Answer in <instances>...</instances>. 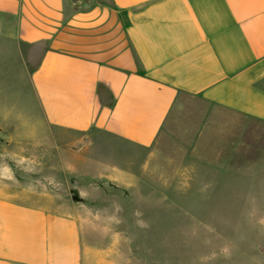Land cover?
Masks as SVG:
<instances>
[{"label":"crops","instance_id":"1","mask_svg":"<svg viewBox=\"0 0 264 264\" xmlns=\"http://www.w3.org/2000/svg\"><path fill=\"white\" fill-rule=\"evenodd\" d=\"M257 126L264 0H0V264H110L86 237L99 214L58 199L66 175L264 220ZM93 135L136 149L135 173L86 164Z\"/></svg>","mask_w":264,"mask_h":264},{"label":"rangeland","instance_id":"2","mask_svg":"<svg viewBox=\"0 0 264 264\" xmlns=\"http://www.w3.org/2000/svg\"><path fill=\"white\" fill-rule=\"evenodd\" d=\"M257 132L264 146V129L257 126ZM87 138L81 149L86 164L108 161L131 167L135 173L140 162L136 149L102 136ZM77 180L80 193L73 188ZM65 181L68 186L57 191L65 196L58 199L64 201L71 194L82 208L99 214V220L84 222L86 237L92 248L112 250L107 256L110 264H264V220L241 219L245 215L235 213L243 206L186 205V198L199 197L201 191L122 190L107 184L99 174L80 179L66 175ZM234 194L242 204L250 191L241 189ZM257 200L258 209H264V196ZM136 212L140 215L135 216Z\"/></svg>","mask_w":264,"mask_h":264},{"label":"clouds","instance_id":"3","mask_svg":"<svg viewBox=\"0 0 264 264\" xmlns=\"http://www.w3.org/2000/svg\"><path fill=\"white\" fill-rule=\"evenodd\" d=\"M134 215H135V216H139L140 213H139V212H136V213H134ZM137 223H138L140 226H144L143 221H137Z\"/></svg>","mask_w":264,"mask_h":264},{"label":"water","instance_id":"4","mask_svg":"<svg viewBox=\"0 0 264 264\" xmlns=\"http://www.w3.org/2000/svg\"><path fill=\"white\" fill-rule=\"evenodd\" d=\"M73 2H77L78 0H72Z\"/></svg>","mask_w":264,"mask_h":264}]
</instances>
